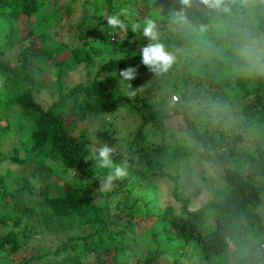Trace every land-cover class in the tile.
I'll use <instances>...</instances> for the list:
<instances>
[{
  "label": "trees",
  "instance_id": "1",
  "mask_svg": "<svg viewBox=\"0 0 264 264\" xmlns=\"http://www.w3.org/2000/svg\"><path fill=\"white\" fill-rule=\"evenodd\" d=\"M168 1L173 2L145 0V15L138 13V18L130 21V25L121 18L127 26L126 35L136 37L135 39L140 36L146 40L147 37L141 30L134 32L132 26L143 19H151L156 24L159 22L156 29L157 40L154 42L163 44L165 50L174 57L172 64L164 72L169 73L174 65L184 70L199 68L203 73L209 72L219 80L212 84L211 80H198L192 76L195 83L194 89H190L189 82L192 79L180 81L179 86L174 78L172 86L178 100L175 97L176 101H170L171 112L167 113L149 108L144 96L139 100L135 99L140 93L139 88L143 86L147 71L150 70L141 63V55L139 61L132 66L137 69L136 77L129 81L135 90L133 98L119 92L110 76L98 78L101 73L114 68V63L120 64L113 60L102 64L91 79L70 86L66 93L59 94L45 108L33 97L34 91L45 84L38 72L40 68H44V63L52 53L58 54L68 49V55L74 64L90 63L97 50L88 45L87 39L92 34L89 35L86 20L88 16H92L95 20L106 21L108 14L119 12L120 0H64L63 4L59 0H0V28L3 32L0 35V55L14 41L37 36L40 42V47L34 54L26 52L27 47H23L17 53V63L12 66L0 60V119H6L4 125L0 124V138L6 136L10 128L8 118L1 113L16 107L25 116L24 120L32 124L29 150L41 153L38 159L28 153L25 160H18L24 164L19 176L15 178L22 185L16 186L14 190L8 188L6 177L0 174V256L10 261L7 264H34L41 259V254L26 255L25 247L26 242L32 240L33 233L38 234L43 229L66 234L65 241L53 251L55 255L66 252L65 258L52 264H81V257L119 248L124 234L137 221L140 222L139 218L144 214L152 217L147 227L150 228L149 241L153 245V249L147 251L144 264H155V255L164 252L168 244H172L176 250L180 248L179 251H183L184 247H191V251L198 250L205 257H211L228 250L231 252L233 245L237 249V246L243 244V234L246 232L252 238H257L258 211L264 210V184L254 182L251 170L246 174L240 172L238 167L242 163L239 160L231 159L223 172L225 186L212 190L213 196L192 210L185 208L183 200L179 207L167 204L160 210L152 211L151 201L145 199L139 184L135 182L136 178L147 174L138 166L145 167L149 174L171 177L163 168L179 156L192 153L209 160V149L218 147L214 131H219L217 136L231 137L235 143L254 137L251 133L259 123H264V82L259 76L250 74L252 68L244 63L242 57H236L244 45L264 32V0H225L228 11L194 7V10L188 9L184 13L186 19L183 26L164 19L170 12ZM165 5L166 11L164 9L163 15L156 17L155 12L165 8ZM153 6L158 8L150 9ZM99 7L107 16L101 13ZM75 8L79 9L80 20L76 27L81 41L74 46L60 44L57 48H52L47 41L50 33L45 29L58 23L64 14L71 16ZM152 10L154 17H149L147 13ZM21 16L29 21L23 33L20 28L16 29ZM174 17L176 19V15ZM110 35L108 34L109 41L112 37ZM102 36L105 37V33ZM149 42L148 40L147 44ZM142 44L139 50H134V55L140 54V49L146 46L143 41ZM130 49L122 48L127 55ZM31 61L37 67L31 66ZM51 65L56 71L54 81L56 90L59 91L61 75L67 71V67L61 60H52ZM215 69L222 73H212ZM157 74L162 75L161 72ZM156 87L160 88V84ZM144 89L151 90V86ZM68 98L71 102L65 104ZM63 107L69 108L73 117L79 120L85 116L111 113L121 107H127L138 114V125L126 140L127 144L122 145L129 146L131 141L137 140L141 144L126 154L118 151L119 146L115 140L104 142L108 139L106 132L103 131L100 134L102 136H98V143L115 146L117 151L113 160L116 163L124 161L128 167V175L114 181L110 190L101 191L98 180L103 179L110 170L98 168L95 161L85 160L90 155L91 141L84 134L77 139L66 133L65 119L60 111ZM255 114L258 116L252 120ZM172 115H179L180 121L183 119L185 127L181 134L190 136L192 145L179 147L177 144L145 143L142 129L148 125L158 133H164L163 121ZM193 121L199 123L193 124ZM250 139L252 142L254 138ZM170 151L175 152L169 155ZM251 151L253 152L243 153L250 158L258 154L260 149L255 145ZM3 159V153H0V161ZM33 160L32 166L30 161ZM71 169L72 176H63ZM52 172L57 180L61 178L64 181V186L58 185L60 187L55 193L51 192L50 187ZM259 174L264 177V167ZM35 175L44 183V187L40 192L31 194L25 181ZM175 190L173 185L174 195ZM13 198L15 201L8 207L6 203L12 202ZM124 217L125 224L120 225ZM112 227L115 229L112 230ZM70 249L73 253L68 252ZM48 253L47 250L44 256ZM232 253V264H260V260L253 259L252 250L249 254H240L236 250ZM173 263L177 264L178 261L175 259ZM96 264L115 263L109 260Z\"/></svg>",
  "mask_w": 264,
  "mask_h": 264
},
{
  "label": "rangeland",
  "instance_id": "2",
  "mask_svg": "<svg viewBox=\"0 0 264 264\" xmlns=\"http://www.w3.org/2000/svg\"><path fill=\"white\" fill-rule=\"evenodd\" d=\"M145 0H120L121 5L118 7L119 11L121 9L126 10V15L121 16L122 19L127 20L129 25L130 21L138 18V13L145 15L146 8L144 5ZM175 3L168 1L169 14L165 16L164 19L169 21H176L174 19L177 12L184 9V13L188 10H194V7L199 9L207 8L201 0H191L190 7H184L181 5L180 0ZM64 0H59L60 4H63ZM76 6V4H75ZM165 8L158 9L155 12V16L163 15V10ZM157 9L158 7H150V9ZM101 13L105 14L104 10L99 7ZM116 13V12H115ZM113 13V14H115ZM149 17H154V11H149L147 13ZM112 15V14H108ZM36 16H33V18ZM32 19V18H31ZM79 9L75 8L71 16H63L62 19L52 27H48L45 30L50 33V38L47 40L48 44L52 48H57L60 44L74 46L78 44L81 40L79 39V30L76 24L79 23ZM139 20V19H138ZM148 19H143L139 21L141 33H143V27ZM151 20V19H150ZM19 24L16 29L20 28L21 33H23L27 28L28 20L24 19V16L19 18ZM153 21V20H152ZM155 22V21H154ZM89 28V35L92 34L87 40L88 45L97 50L95 56L88 65L80 63L74 64L68 55V49L62 50L58 54L52 53L49 56V60L44 63V68H40L38 74L45 82L43 87L38 91H34L33 97L39 103L42 108H45L52 99H56L59 94H64L67 89L78 83L84 82L91 79L95 72L100 70L102 64L109 60L119 61L120 64L114 63V68L108 72H103L100 77L110 76L111 80L117 86L118 91L124 96L129 91L128 83L129 81H122L119 72L129 66H134L140 59V54L134 55V50H139L143 45L142 41L147 45L148 38H142L137 36V39L130 38L126 35L127 30L112 29L110 28L106 21L95 20L94 17L88 16L86 20ZM106 23V24H104ZM182 22H177L176 25L183 26ZM29 24V23H28ZM155 31L157 26L156 24ZM127 29V28H126ZM93 32V33H92ZM111 32V33H110ZM2 29L0 28V35L2 34ZM105 33V37L102 34ZM108 34H111L110 41ZM129 38V39H127ZM131 40V42H130ZM29 46V47H28ZM26 48V52L34 54L35 50L40 47V42L38 37L27 38L23 41H14L9 44L3 55H0V60H4L8 66L16 64L17 53L22 49ZM122 48H131L129 55H127ZM236 57H242L244 63L246 62L249 67L254 71H250V74L259 76L264 82V32L261 33L257 38L251 39L250 42L242 47ZM52 60H61L63 64L67 67V71L61 75V84L57 89L54 81V75L56 73L55 69L51 65ZM31 66L37 67L34 61H31ZM196 63H199L196 60ZM35 69V68H34ZM180 71V72H179ZM162 75L157 74L152 70L147 71L146 77L143 81V86H140V93L135 99L139 100L140 97H146L149 104V108L162 110L165 112H171L170 101L178 100V96L173 91L172 81L175 78L176 83L180 86L184 79H192L193 76L198 80L215 81L219 80L216 76H211L209 72H204L199 68H188L184 70L182 67L177 68L175 65L170 69V72H161ZM212 73L220 75L222 71L215 69ZM203 81V82H205ZM195 80L192 79L189 82V88L194 89ZM160 84V88L156 85ZM0 81V87H1ZM151 86V90H146L144 87ZM205 88V87H204ZM203 88V89H204ZM203 91H201L202 93ZM208 94V93H207ZM172 96L177 97L173 99ZM71 100L68 98L65 104H69ZM204 104V102H202ZM62 116L65 119L64 129L67 134L71 135L73 138H80L84 134L85 138L89 139L92 145L98 144V136L106 132L108 139L104 140H115L119 146V152L121 154H126L128 151L134 149V147L140 145L141 143L130 142L131 145L125 146L123 143L127 144V139L134 132L136 126L139 123V116L137 113L133 112L127 107L118 108L117 110L107 113V114H97L93 116H85L82 120L74 118L70 112V109L63 107L60 110ZM2 116L8 118L9 120V133L6 136L0 138V153H3L4 159L0 161V174L5 176L8 182V188L14 190L16 186L22 185V182L16 181V176H19L21 167L24 163L18 160H25L26 155L31 154L34 159L41 157L37 150H29L30 148V131L32 129V124L24 120L25 116L21 115V112L16 107L9 108L8 111H3ZM258 115L255 114L251 119L255 120ZM179 115H172L170 118H166L163 121L165 131L164 133H158L155 128L146 125L142 129V136L145 143L156 144H166V145H178L179 147L192 145V138L188 135L181 134L183 128L185 127V122L183 119L180 121ZM6 120V119H5ZM4 118L0 119V124H5ZM199 123L198 121H193V124ZM212 129V128H211ZM221 129V128H218ZM219 131H214V136L216 137V142L218 144L217 149H209V154L211 155L209 160H204L192 153L186 154L184 156L177 157L172 163L166 164L163 168L164 172L170 174L168 176H159L154 174H149L145 167L138 166L139 169L145 171L147 174L144 177L135 179L143 191L146 200H150L152 211L160 210L165 205L169 204L174 207H179L183 200H185V208L187 210H192L208 201L213 196L214 189H222L226 181L223 178V172L226 167L230 164L231 159L241 161V165L238 170L243 174H246L248 170H251V174L254 178V182H260L264 184V177L259 174V171L264 167V123H259L258 127L251 133L254 137H249L241 142H235L231 137H221L217 136ZM102 136V135H100ZM250 138H254L250 142ZM197 144H195L196 146ZM257 145L260 149L258 154L253 155L252 160L245 155L243 152H253L251 148ZM17 148V150L15 149ZM175 151H170L169 155L174 154ZM16 159H12V158ZM135 157H137L135 155ZM32 166L34 165V160L30 161ZM72 171L68 170L63 176H72ZM51 192L55 193V190L60 187L58 185L64 186L63 179L57 180L55 173H51ZM57 180V181H56ZM31 194H36L40 192L44 183L41 182L36 175L30 176L25 181ZM24 183V182H23ZM173 185L175 186V195L172 193ZM26 192V191H25ZM181 196V197H180ZM28 197V196H26ZM180 197V198H178ZM8 200L10 198L7 197ZM13 198L12 202L6 203L9 207L15 201ZM1 209V208H0ZM259 217L256 221V231L257 238H252L248 232L243 234V244L237 246L235 249L234 245L231 246V252L228 250L224 253L218 255H212L211 257H205L204 253L198 250L191 251V247L182 248L183 251L177 250L172 244H168L165 247L164 252L157 253L155 256V264H175L173 260H177L179 264H232L234 254L233 250H236L240 254H249L252 250V257L254 260H260V264H264V210L258 211ZM143 215V214H142ZM0 216H2L0 212ZM140 222L131 227L130 231L124 234L122 242L119 248L107 249L106 251L100 252L99 254L81 257V264H96L99 262H109L113 260L115 264H144L143 260L147 255V251L153 249V245L149 241V229L147 226L151 223L152 217H147L145 214L143 217L139 218ZM125 224V217L121 220L120 225ZM115 229L112 227V230ZM66 239V234L62 231H49L43 229L40 233H33L32 240L30 239L26 243V255H36L41 254L43 257L36 260L34 264H52L55 261H60L65 258L66 252H61L58 254H53V251L59 246V244ZM234 244V242H231ZM165 246V245H164ZM49 253L45 255L46 251ZM69 253H73L70 249ZM109 254L107 256L106 254ZM5 257L0 256V264H7ZM177 263V264H178Z\"/></svg>",
  "mask_w": 264,
  "mask_h": 264
},
{
  "label": "clouds",
  "instance_id": "3",
  "mask_svg": "<svg viewBox=\"0 0 264 264\" xmlns=\"http://www.w3.org/2000/svg\"><path fill=\"white\" fill-rule=\"evenodd\" d=\"M201 2L211 9L228 11L225 5V0H201ZM181 5L184 7L191 6V0H180ZM126 15V10L121 9L118 13L109 15L106 17L107 25L112 29L126 30V24L121 19V16ZM186 19L184 15V9L181 8L179 12L176 13V21L182 22ZM156 25L152 20H147L143 27V35L149 39V43L140 49L141 63L148 67L150 70L157 73L167 71L169 66L172 64L174 57L165 50L163 44L159 42H154L157 40V34L155 31ZM140 29L139 24H134L132 30L135 32ZM137 69L135 67L129 66L121 69L119 76L122 81H131L135 79ZM129 91L126 95L129 98L135 96V90H133L131 83H128ZM115 146H109L107 143H98L89 147L90 155L85 157V160H92L96 162L98 168L109 169L107 175L103 179L99 180V189L101 191H108L111 189L113 182L116 180H121L128 175L127 163L121 161L116 163L113 160V156L116 154Z\"/></svg>",
  "mask_w": 264,
  "mask_h": 264
},
{
  "label": "built area",
  "instance_id": "4",
  "mask_svg": "<svg viewBox=\"0 0 264 264\" xmlns=\"http://www.w3.org/2000/svg\"><path fill=\"white\" fill-rule=\"evenodd\" d=\"M173 99H176L175 96H172Z\"/></svg>",
  "mask_w": 264,
  "mask_h": 264
}]
</instances>
